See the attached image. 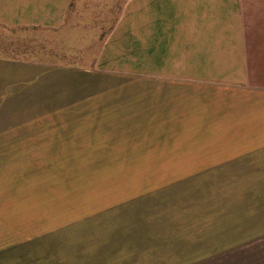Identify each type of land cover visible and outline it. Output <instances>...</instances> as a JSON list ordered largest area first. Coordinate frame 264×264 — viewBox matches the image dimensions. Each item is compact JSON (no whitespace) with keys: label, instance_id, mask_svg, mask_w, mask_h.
<instances>
[{"label":"rangeland","instance_id":"374dc122","mask_svg":"<svg viewBox=\"0 0 264 264\" xmlns=\"http://www.w3.org/2000/svg\"><path fill=\"white\" fill-rule=\"evenodd\" d=\"M43 1L0 0V264H264V0L232 83L151 72L148 0Z\"/></svg>","mask_w":264,"mask_h":264},{"label":"crops","instance_id":"0c3cea01","mask_svg":"<svg viewBox=\"0 0 264 264\" xmlns=\"http://www.w3.org/2000/svg\"><path fill=\"white\" fill-rule=\"evenodd\" d=\"M55 1L54 10H59L63 0ZM148 22H155L149 32V65L155 75L173 74L169 70L172 58L191 60L184 72L210 75L220 83L236 82L244 75V20L239 0H148ZM171 50L180 54L171 56ZM183 50L189 51L186 56L181 55Z\"/></svg>","mask_w":264,"mask_h":264}]
</instances>
